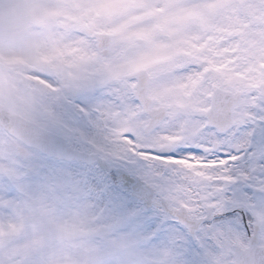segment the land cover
Returning a JSON list of instances; mask_svg holds the SVG:
<instances>
[{
    "label": "snow or ice",
    "instance_id": "snow-or-ice-1",
    "mask_svg": "<svg viewBox=\"0 0 264 264\" xmlns=\"http://www.w3.org/2000/svg\"><path fill=\"white\" fill-rule=\"evenodd\" d=\"M0 264H264V0H0Z\"/></svg>",
    "mask_w": 264,
    "mask_h": 264
}]
</instances>
